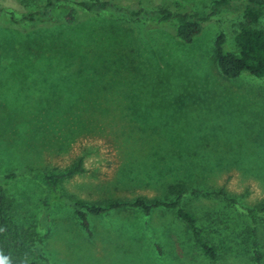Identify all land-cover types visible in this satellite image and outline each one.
<instances>
[{
  "label": "rangeland",
  "instance_id": "1",
  "mask_svg": "<svg viewBox=\"0 0 264 264\" xmlns=\"http://www.w3.org/2000/svg\"><path fill=\"white\" fill-rule=\"evenodd\" d=\"M45 1L0 0L1 173L24 166L67 172L81 163L63 190L96 204L170 200L173 185L223 188L250 206L264 199V78L225 77L214 60L217 35L224 31L232 40L241 15L211 16L214 0H111L130 8L180 1L182 11L203 18V31L187 44L172 23L156 25L126 12L80 9L75 25L38 27L6 14L10 9L20 18ZM75 1L59 0L54 12L63 18ZM143 64L136 76L133 65ZM44 192L26 176L6 187L12 221L27 230L25 245L43 232ZM225 203L204 193L184 197L218 245L216 262L201 255L170 209L91 215L89 235L73 208L57 202L43 252L50 264H257L250 247L224 245L230 231L216 217ZM263 217L250 236L264 256ZM233 218L243 222L239 214Z\"/></svg>",
  "mask_w": 264,
  "mask_h": 264
},
{
  "label": "trees",
  "instance_id": "2",
  "mask_svg": "<svg viewBox=\"0 0 264 264\" xmlns=\"http://www.w3.org/2000/svg\"><path fill=\"white\" fill-rule=\"evenodd\" d=\"M58 1L46 0L43 7L20 16V18H17L19 15L10 9L5 10L6 14L11 15V21L30 23L36 27L41 24L49 26L57 23L75 25L79 21L80 9L84 13L95 15L104 10L117 11V13L126 12L133 19L149 20L156 25L172 23L176 37L187 44L193 43L204 29L203 18L197 12L182 11L183 5L180 1H176L174 7L162 3L150 8H130L111 0H79L67 5V12L63 18L58 17L54 12ZM226 10L238 13L244 22L235 31L232 40L227 39L224 31L217 35L214 60L219 71L228 78H239L244 74L264 78V0H247L245 3L214 0L210 6V15H220ZM133 67L137 70L136 76H142L144 64L137 65V67L133 65ZM136 84H140L138 77ZM80 167L81 163L67 172H50L24 166L20 169L0 172V264H37L36 257L49 261L48 257L44 255L42 243L51 232V215L56 202L73 208L89 235L92 233L89 219L91 215H104L110 211L127 207L141 209L146 214L157 209H170L187 226L192 241L201 255L216 262L219 259L218 245L208 238L205 227L200 224L196 213L184 204V197L201 193L215 195V197L226 201L219 218L216 217L218 222L226 225L230 231V236L223 239L224 245H228L230 250H234L240 245L241 247L243 245V248L250 247L253 261L257 264L263 263L264 256L260 252L259 244L257 241H251L250 235L252 232L254 233L253 226L258 221L259 215L264 216V199L260 203L250 206L229 196L223 188L204 191L199 188L188 189L184 185H173L171 190L175 197L170 200H147L144 197H137L130 201L107 199L101 204L87 203L82 199H73L67 196L62 187L63 180L77 172ZM23 176L35 180L45 188L42 200L43 214L40 221L43 232L32 237L33 239L31 238L32 240L27 242L30 245H25L24 239H22V237H26L24 234L27 230L12 221L7 206L6 187ZM238 214L243 217V222L233 218V215ZM216 219L213 220L218 223L215 221ZM262 220L264 221V217Z\"/></svg>",
  "mask_w": 264,
  "mask_h": 264
}]
</instances>
